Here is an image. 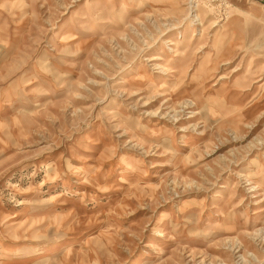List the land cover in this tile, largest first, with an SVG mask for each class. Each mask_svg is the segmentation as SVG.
Here are the masks:
<instances>
[{"label": "rangeland", "instance_id": "374dc122", "mask_svg": "<svg viewBox=\"0 0 264 264\" xmlns=\"http://www.w3.org/2000/svg\"><path fill=\"white\" fill-rule=\"evenodd\" d=\"M0 264H264V7L0 0Z\"/></svg>", "mask_w": 264, "mask_h": 264}, {"label": "crops", "instance_id": "0c3cea01", "mask_svg": "<svg viewBox=\"0 0 264 264\" xmlns=\"http://www.w3.org/2000/svg\"><path fill=\"white\" fill-rule=\"evenodd\" d=\"M251 1L257 3V5H259V6L264 7V0H251Z\"/></svg>", "mask_w": 264, "mask_h": 264}]
</instances>
